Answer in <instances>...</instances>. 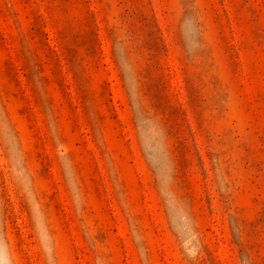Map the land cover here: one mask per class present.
<instances>
[{"label":"rangeland","instance_id":"374dc122","mask_svg":"<svg viewBox=\"0 0 264 264\" xmlns=\"http://www.w3.org/2000/svg\"><path fill=\"white\" fill-rule=\"evenodd\" d=\"M0 264H264V0H0Z\"/></svg>","mask_w":264,"mask_h":264}]
</instances>
